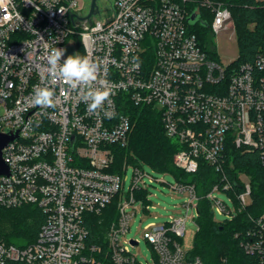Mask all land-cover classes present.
Listing matches in <instances>:
<instances>
[{
    "label": "built area",
    "instance_id": "built-area-1",
    "mask_svg": "<svg viewBox=\"0 0 264 264\" xmlns=\"http://www.w3.org/2000/svg\"><path fill=\"white\" fill-rule=\"evenodd\" d=\"M189 1L112 0V16L98 20L100 10L79 18L86 15L77 0H0V132L19 135L3 148L11 174H0V207L35 204L46 216L26 246L8 244L0 235V264H145L131 248L140 241L125 236L138 201L145 211L155 207L146 181L154 179L134 164L126 192L130 162L111 170L113 145L126 146L133 128L121 106L127 100L161 111L166 133L180 145L174 162L185 173L196 174L202 163L219 172L220 181L205 197L224 220L252 202L250 176L241 171L229 177L226 149L231 144L242 153L257 152L264 166V53L240 64L212 57L190 25ZM202 5L212 7L213 33L235 29L227 6L210 0ZM46 45L65 49L62 60L79 53L101 64L111 88L102 109L89 111L79 90L51 82ZM44 86L54 88L55 108L32 103L34 90ZM170 185L189 197L183 206L187 212L197 207L198 216L196 184L176 179ZM113 200L118 218L106 233V249L87 244V216L101 214ZM169 217L145 226L155 264H204L178 240L188 213ZM253 221L243 246L264 264V213Z\"/></svg>",
    "mask_w": 264,
    "mask_h": 264
},
{
    "label": "trees",
    "instance_id": "trees-1",
    "mask_svg": "<svg viewBox=\"0 0 264 264\" xmlns=\"http://www.w3.org/2000/svg\"><path fill=\"white\" fill-rule=\"evenodd\" d=\"M203 1H189L190 14L197 7L201 11L200 20L190 25L203 48L219 59L211 27L213 10L202 5ZM210 1L224 4L231 11L238 34L239 56L235 63L254 61L259 53H264V0ZM203 20L207 25L202 24ZM121 106L130 116L133 128L126 146L113 145L115 160L111 170L121 171L125 162L137 164L141 160L159 172L171 173L177 179L194 182L200 198L196 220L198 232L191 255L199 256L204 264H260L259 256L248 253L243 246L244 236L254 227L253 219L264 213V166L257 152L242 153L231 144L227 146L226 169L229 177L236 178L241 171L250 176L252 202L232 220L218 221L214 217L211 201L205 194L214 183L220 181L219 172L213 166L202 163L196 174L185 173L174 162V155L180 150V145L166 133L161 111L154 106L137 105L130 100ZM234 188L238 192L243 190V186L238 183H234ZM45 217L43 210L35 204L0 207V235L8 244L26 246L36 240ZM117 218V200H113L101 214H89L87 244L105 248L106 233Z\"/></svg>",
    "mask_w": 264,
    "mask_h": 264
},
{
    "label": "rangeland",
    "instance_id": "rangeland-1",
    "mask_svg": "<svg viewBox=\"0 0 264 264\" xmlns=\"http://www.w3.org/2000/svg\"><path fill=\"white\" fill-rule=\"evenodd\" d=\"M79 6L83 7L82 14L87 15L90 11L91 0H77ZM112 0H97V5L100 12L95 15L98 20H105L112 16L113 10L111 8ZM213 42L215 44L217 53L224 63H228L235 60L239 56L238 47V34L236 30L231 27L227 30H222L220 33L213 34ZM70 43H76L75 40H71ZM143 165L146 172H148L153 181L150 182L149 178L146 179L148 182V190L150 193V200L152 205L149 211L143 209V203L138 201L136 203L137 213L133 217L131 222L130 230L127 232L125 238H135L140 241L137 247H131L135 252L138 253L139 258L145 264H155L156 255L153 252L152 246L146 241L144 237L145 226L150 222L157 224L166 222L169 220L170 215H181L188 213L189 217L186 221V233L184 236L179 237L178 240L183 244L187 250L195 248V238L198 232V224L195 221L197 218V207L191 208L188 212L185 206V201H188L189 197L182 193L177 192L173 189L170 183L176 182V177L171 173L159 172L155 170L150 164L139 160ZM134 173V163H130L128 168L125 170L124 175L126 176L125 191H128V187L131 183ZM243 179H247L243 177ZM217 196L229 205H232L231 197L226 193H217ZM248 203H250V197H247ZM197 205V201L193 202ZM157 216V217H155ZM214 217L218 221L225 219V216L214 209Z\"/></svg>",
    "mask_w": 264,
    "mask_h": 264
},
{
    "label": "clouds",
    "instance_id": "clouds-1",
    "mask_svg": "<svg viewBox=\"0 0 264 264\" xmlns=\"http://www.w3.org/2000/svg\"><path fill=\"white\" fill-rule=\"evenodd\" d=\"M7 13V9H4ZM65 49L46 45L47 75L52 83H60L69 90H79L82 100L88 105V110L96 113L102 109L111 96V88L101 75V64L88 55H68L65 59ZM15 58L14 56L12 57ZM138 61V57L134 58ZM138 66V64H137ZM32 103L41 108H55L56 92L53 87H37L31 97Z\"/></svg>",
    "mask_w": 264,
    "mask_h": 264
},
{
    "label": "water",
    "instance_id": "water-1",
    "mask_svg": "<svg viewBox=\"0 0 264 264\" xmlns=\"http://www.w3.org/2000/svg\"><path fill=\"white\" fill-rule=\"evenodd\" d=\"M99 10L98 5H97V0H91V4H90V11L88 13V15H86V17H78L83 19V18H89L92 14L97 13ZM75 14V13H73ZM72 17V14H71ZM201 17V11L200 8L197 7L189 16V22L191 24H195L200 20ZM73 21V18H72ZM202 24L207 25L206 21H201ZM74 23V21H73ZM75 25V24H74ZM76 26V25H75ZM77 28V27H76ZM78 30V29H77ZM19 137L18 132L17 131H9V132H0V174H6V175H10L11 171L10 168L8 166V164L6 163V161L3 159V148L12 140H15ZM134 242V241H133Z\"/></svg>",
    "mask_w": 264,
    "mask_h": 264
}]
</instances>
